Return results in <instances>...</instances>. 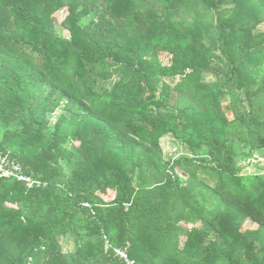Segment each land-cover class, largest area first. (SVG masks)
Masks as SVG:
<instances>
[{"label":"trees","instance_id":"trees-1","mask_svg":"<svg viewBox=\"0 0 264 264\" xmlns=\"http://www.w3.org/2000/svg\"><path fill=\"white\" fill-rule=\"evenodd\" d=\"M0 126V264H264V0H0Z\"/></svg>","mask_w":264,"mask_h":264},{"label":"rangeland","instance_id":"rangeland-1","mask_svg":"<svg viewBox=\"0 0 264 264\" xmlns=\"http://www.w3.org/2000/svg\"><path fill=\"white\" fill-rule=\"evenodd\" d=\"M65 15L64 9L58 11L55 14V23H56V28L58 32H61V34L63 35H68L67 30L62 29L59 25V23L61 22V20H63ZM89 18V17H88ZM87 19H85L86 21ZM238 96L241 97L240 93H235L232 94V96H230V98L234 99V96ZM61 113V109L56 110L50 117V123H49V128L51 129L55 123V121L57 120L59 114ZM230 118H232V116L230 115ZM2 127L0 126V136L2 134ZM248 139V138H247ZM160 144L163 150V154L165 157H170L173 156L175 154H188L191 155V151L190 149L187 148V146L185 145V143H183L182 141L178 140V139H173V137L171 135H166L164 136L161 140H160ZM239 151L241 153H248L247 151L250 149V145L249 142H241L239 147H238ZM238 161V166L243 169L242 173H255L257 171H262L264 169V149H258L253 151V154L249 155V156H241L237 159ZM63 165V164H62ZM64 170L67 171L69 168L65 165H63ZM1 203V202H0ZM182 226L186 227L187 224L185 223H181ZM257 225L253 224L250 221H245L242 228L243 229H247V228H256ZM65 249H72L73 248V243L72 241H69L67 243V245H65L64 247Z\"/></svg>","mask_w":264,"mask_h":264},{"label":"built area","instance_id":"built-area-1","mask_svg":"<svg viewBox=\"0 0 264 264\" xmlns=\"http://www.w3.org/2000/svg\"><path fill=\"white\" fill-rule=\"evenodd\" d=\"M18 170L19 167L16 163L9 162V160L5 156H2L0 153V178L17 177L18 180H25L26 182H28V185L31 186L32 182L30 181V179L28 177L20 175Z\"/></svg>","mask_w":264,"mask_h":264}]
</instances>
